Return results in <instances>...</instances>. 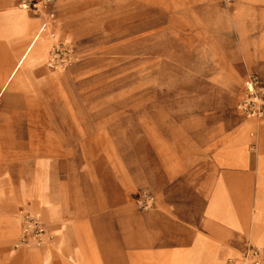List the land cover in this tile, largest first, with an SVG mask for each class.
<instances>
[{
  "label": "rangeland",
  "instance_id": "374dc122",
  "mask_svg": "<svg viewBox=\"0 0 264 264\" xmlns=\"http://www.w3.org/2000/svg\"><path fill=\"white\" fill-rule=\"evenodd\" d=\"M20 2L14 9L39 18L34 33L46 26L49 52L69 45L76 57L23 67L27 80L43 74L34 91L0 84V143L10 149L4 159L12 185L19 165L41 155L48 169L65 176L82 173L90 160L103 175L106 153L129 183L131 204L146 215L155 201V140L192 152L215 142L233 115L247 117L238 107L247 79L264 76L253 69H264L258 39L264 24L248 22L264 16V7L249 12L246 0H45L33 10ZM11 54L1 45L2 63ZM41 146L43 151H32ZM7 185L0 180V189ZM116 191L111 188L113 196ZM8 197L0 195V216L16 213L20 219L29 208L13 206ZM103 199L99 193L95 202ZM95 261L105 264L103 254ZM239 261L248 264L244 252L233 264Z\"/></svg>",
  "mask_w": 264,
  "mask_h": 264
},
{
  "label": "crops",
  "instance_id": "0c3cea01",
  "mask_svg": "<svg viewBox=\"0 0 264 264\" xmlns=\"http://www.w3.org/2000/svg\"><path fill=\"white\" fill-rule=\"evenodd\" d=\"M17 1L0 4L7 9L0 13V47L12 50L5 63L0 57V84L28 93L43 84V74L27 80L21 70L43 66L50 40L37 36L41 27L33 32L39 18L14 9ZM246 1L249 12L264 7V0ZM248 22L264 24V16ZM258 39L264 55V32ZM231 119L215 142L201 143L194 152L155 140V201L146 215L131 204L129 183L106 153L103 175L90 160L82 173L65 176L63 170L48 169L41 155L19 165L12 185L4 159L10 149L0 143V180L8 183L0 195L8 193L5 200L13 206H27L55 235L33 251L15 249L9 243L20 235L22 219L16 213L1 215L0 264H96L101 253L105 264H233L251 244L264 250V117ZM99 193L102 204L95 202Z\"/></svg>",
  "mask_w": 264,
  "mask_h": 264
},
{
  "label": "built area",
  "instance_id": "2783aa9c",
  "mask_svg": "<svg viewBox=\"0 0 264 264\" xmlns=\"http://www.w3.org/2000/svg\"><path fill=\"white\" fill-rule=\"evenodd\" d=\"M45 0H21L20 6L24 9L33 10ZM46 27V26H43ZM76 57L74 48L69 45L58 47L50 57V66L61 60L73 59ZM246 94L239 104V109L247 117H264V81L257 75L250 76L246 81ZM21 232L14 243L15 249L24 247H41L47 242L55 239L49 225L39 216L30 211L23 212L21 217ZM244 259L248 264H264V252L258 245H249L244 251Z\"/></svg>",
  "mask_w": 264,
  "mask_h": 264
},
{
  "label": "bare ground",
  "instance_id": "6f19581e",
  "mask_svg": "<svg viewBox=\"0 0 264 264\" xmlns=\"http://www.w3.org/2000/svg\"><path fill=\"white\" fill-rule=\"evenodd\" d=\"M24 9V8H23ZM26 10V9H25ZM76 27H78V26H76ZM83 28V27H82ZM77 29V28H76ZM47 29H46V27H41L40 29H39V31H38V33H37V36H40V35H42L43 34V32L44 31H46ZM73 31V30H72ZM78 31V30H77ZM86 34V33H85ZM85 34H84V36H85ZM52 56V53L50 52V55H49V60H50V57ZM2 89H4L5 90V87H1ZM53 241V240H52ZM49 242H51V241H49ZM49 242H47V243H49ZM46 243V244H47ZM44 246V245H43Z\"/></svg>",
  "mask_w": 264,
  "mask_h": 264
}]
</instances>
